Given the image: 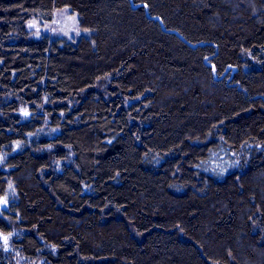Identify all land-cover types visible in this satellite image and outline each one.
Returning <instances> with one entry per match:
<instances>
[{"label":"trees","instance_id":"obj_1","mask_svg":"<svg viewBox=\"0 0 264 264\" xmlns=\"http://www.w3.org/2000/svg\"><path fill=\"white\" fill-rule=\"evenodd\" d=\"M9 148L26 264H264V0H0Z\"/></svg>","mask_w":264,"mask_h":264},{"label":"rangeland","instance_id":"obj_2","mask_svg":"<svg viewBox=\"0 0 264 264\" xmlns=\"http://www.w3.org/2000/svg\"><path fill=\"white\" fill-rule=\"evenodd\" d=\"M27 28L36 39L48 38L52 42L62 40L73 42L79 39L82 33L78 26L77 16L71 14L69 9L55 10L50 22L33 19L28 22ZM12 148L14 152L17 145ZM9 150L10 148L3 152L4 155L0 156V172H8V168L4 164L6 156L9 157ZM2 180L7 182L8 190L6 195L0 198V224H3V229L7 230L0 229V262L1 264H26V260L20 256L19 251L13 246L20 234L15 220L12 218L14 214L8 208L14 200L15 191L7 175H3Z\"/></svg>","mask_w":264,"mask_h":264},{"label":"snow or ice","instance_id":"obj_3","mask_svg":"<svg viewBox=\"0 0 264 264\" xmlns=\"http://www.w3.org/2000/svg\"><path fill=\"white\" fill-rule=\"evenodd\" d=\"M6 239V238H5Z\"/></svg>","mask_w":264,"mask_h":264}]
</instances>
